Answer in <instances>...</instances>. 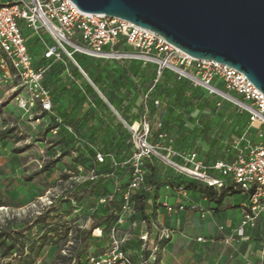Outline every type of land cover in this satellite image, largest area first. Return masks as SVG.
I'll return each mask as SVG.
<instances>
[{"label":"rangeland","instance_id":"1","mask_svg":"<svg viewBox=\"0 0 264 264\" xmlns=\"http://www.w3.org/2000/svg\"><path fill=\"white\" fill-rule=\"evenodd\" d=\"M76 58L87 73V77L83 76L82 82L72 79L73 70L78 69L66 57L53 65L55 71L49 72L46 78L47 85L54 95V114H40L35 108L24 109L21 102L22 99H26L24 90L18 80L5 76L0 63V232L2 233L0 264H72L77 252L81 250L83 232L91 228L95 218L103 214L104 209L98 200L101 196L98 192L95 194L94 189L97 186L116 188L114 183L122 176L133 173L132 163L127 165L120 163L133 157L136 152L135 143L127 126L124 123L117 124L113 130L108 125L114 119L118 121V115L112 117L110 102L123 104L124 99L119 93V88L130 87L132 63L92 60L80 54H76ZM3 59L5 56L0 52V61ZM139 65V63L135 65L133 73L139 69ZM117 74H120L119 77ZM144 75L149 78L143 81L138 90H150L154 95L144 104L148 120L154 125L158 123L156 118H153L158 108L162 111L165 108L175 109L176 113L170 123L175 122L179 125L172 133L176 136L179 134L180 140L186 142L192 149L197 147L196 142L200 137L209 145L216 140L210 148V155L216 158H228L240 138L249 139L254 134V131H251L254 129L247 123L246 114L229 101L209 95L189 81L183 83L173 75L164 76L160 80L161 84L160 82L156 84V74H153L151 67L144 70ZM97 77L99 81L104 78L102 84L98 85L101 89L99 91L93 87L94 79ZM118 83L120 86L117 85ZM89 89L93 92H88ZM85 94L88 98L87 102L83 103V111L75 113L77 115L71 118L73 114L68 111L77 107V101L78 104L82 103L85 99L81 98ZM161 94L163 103L160 102L158 105L156 100ZM96 99H99V102ZM91 108L97 113L92 111L91 114L84 116ZM200 109H208L209 114L200 116ZM100 121H103L106 128H109L110 133L113 132L114 135L104 133L105 127L103 131L102 127L95 125ZM89 123L95 125L91 132L96 137L91 141L86 138L88 128H82ZM232 127L233 131L223 143L224 136ZM115 135L117 141L112 143V136ZM120 135L123 136V143L119 142ZM154 140L156 136L152 130L151 142ZM154 142L156 144V141ZM241 144V147H244V144ZM98 153L104 156V163L96 161L95 155ZM149 161L150 164L145 163L143 169L146 180L148 179L150 183L147 184L145 181L142 189L146 192L154 187L156 195V185H158L156 161L168 169L171 167L155 159ZM172 171L175 173L174 170ZM93 172L100 174L98 179L100 182L97 185L87 181ZM109 178L112 180L107 182ZM183 180L184 178H181L179 182ZM87 182L94 184L93 189H88L90 183ZM190 189L195 206L204 204L205 208L200 207L210 214L212 205L207 193L211 190L202 183L192 185ZM72 199L78 201L77 209L73 206ZM225 199L233 208L249 203L241 193L227 195ZM214 203L217 205L216 202ZM163 208L166 209L165 205ZM197 213L200 212L193 211V217H197ZM152 220L149 214L135 209L134 215L120 225V236L131 234L130 227L133 223L143 224L145 221L151 225ZM196 221L197 219L194 220ZM101 230L103 237H97L99 232H92L86 248L92 249L96 256L103 255L110 243L107 237L110 229L102 227ZM185 231L183 230L182 233L184 234ZM5 233L18 236L25 245L23 251H19L17 247V251L5 258L3 245ZM253 235L251 241L255 242L260 252L264 249V225L258 222L253 229ZM211 239L217 241L218 237L211 236ZM7 244H10V241ZM161 245L162 243L154 256L156 260L154 264H161V255H158ZM190 264L205 263L201 258ZM260 264H264V259Z\"/></svg>","mask_w":264,"mask_h":264},{"label":"built area","instance_id":"2","mask_svg":"<svg viewBox=\"0 0 264 264\" xmlns=\"http://www.w3.org/2000/svg\"><path fill=\"white\" fill-rule=\"evenodd\" d=\"M26 30L37 37L39 46L45 50L43 59L47 63L41 66L35 64ZM0 52L5 56L1 61L5 76L18 80L25 92L22 107L35 108L40 114L53 113L52 94L45 84L52 63L63 61L66 57L87 77L75 60V55L80 54L107 62H139L144 66H154L156 84L166 73H171L178 80L189 81L207 94L234 104L248 115L249 125L255 130L257 142H249L246 152H241L230 162L206 164L196 152H174L152 143V125L146 114L132 125L124 122L136 146L132 159L125 163H132L133 173L116 184L115 194L121 196V207L114 209L117 222L110 229V243L105 253L91 256L90 264H154L160 244L173 237L172 229L157 228L150 257H142L141 261L135 262L133 254L126 248L131 235L120 236V225L135 213L134 196L145 184L143 167L147 160L161 161L188 180L202 183L220 193H241L249 200L243 205L241 227L225 239L226 243L235 238L244 239L248 227L255 228L258 220L264 221V94L243 73L213 61L194 59L157 33L128 21L84 13L71 0H0ZM93 87L99 91L94 84ZM150 92L146 94L145 102ZM69 130L72 132L71 128ZM96 159L100 163L105 162L101 153L96 155ZM98 179L99 176L93 172L87 181L97 182ZM123 184H126L124 188ZM176 193L182 201L177 206L165 204L168 212L197 210L202 218L209 214L204 208L191 205L184 185L177 187ZM114 200V195H107L99 199V204L109 206ZM71 201L77 209L78 201ZM143 225L148 230L147 222L144 221ZM135 226L133 223L132 227ZM97 232V237L102 238L103 230H94V233ZM139 239L144 248H150L151 234L148 231L143 232Z\"/></svg>","mask_w":264,"mask_h":264},{"label":"crops","instance_id":"3","mask_svg":"<svg viewBox=\"0 0 264 264\" xmlns=\"http://www.w3.org/2000/svg\"><path fill=\"white\" fill-rule=\"evenodd\" d=\"M26 31V36L29 37V45L31 47L29 48L30 54L34 57L35 64L41 66L47 63L43 59L45 50L39 46L37 37L33 35L30 30ZM137 63L139 62L132 63L131 66L132 78H130L131 82H129L130 87L126 88L121 86L119 88V93L123 96L124 99L123 104H112L109 101L110 107H113L114 110L117 112L116 113L111 110L112 117H115V115L119 116L118 121L114 119L110 123H108L110 128L113 130H115L114 126H117V124H123L124 122H126L128 125H131L139 122L140 118L147 111V109L144 107V104L146 103L145 96L150 92V90L139 91L138 87L142 85L145 79L149 78V76L144 75V70L151 67L153 69V74H156V69L154 66H144L139 63V69L133 73V70L136 68L135 65ZM73 71L74 77H72V79L76 82H82L84 78L79 74V70ZM119 75L120 74H117L118 77ZM166 75L173 74L166 73L164 76ZM103 80L104 78L101 79V81ZM182 82L184 83L185 81ZM99 84H102V82ZM117 85L120 86L119 83ZM98 89L101 90L99 87ZM89 91L90 93L93 92V90L91 89H89L88 92ZM101 93L105 98H107L104 95L103 91H101ZM52 96L53 108L55 111L54 95L52 94ZM152 97H154V95L151 91L149 98L151 99ZM87 98L88 95L85 94V96H82L81 98L85 99L82 103L78 104L79 101H77V107L75 109L70 111L67 110L68 113L72 112L73 116L71 118H74V116L77 115L75 113H80V111H83L82 106L83 103L87 102ZM97 102H99V99L97 100ZM160 102L161 104L163 103L162 94L156 100V103L158 105L160 104ZM92 106L94 105L92 104ZM160 109L161 108H158L153 115V118H156V121H158V123H155L154 125L150 122L152 125L153 133H155L156 136V140H154L156 141V145H159L163 148H167L174 152L186 154L196 152L200 157L203 158L206 164H211L217 161L230 162L234 160L241 152L247 151L249 147V142H257L255 130H251L254 131L252 137L249 139H246L245 137L240 138V141L237 143L236 146H234V151L232 152L230 157L216 158L214 155H210V148L212 147L213 143H216V140L212 141L209 145L205 141H203L202 137H200L199 140L196 142L197 147L195 149H192L188 146L186 142L180 140L179 134H177L176 136L172 133L173 131H176L175 127L179 125L175 122L170 123L171 118H173L174 114L176 113L175 109L165 108V110L163 111ZM92 111L94 110L91 108L84 116H86L87 114H91ZM94 113L97 112L94 111ZM109 113L111 114V112ZM199 113L200 116L208 115L209 110L200 109ZM246 116L247 123L249 125V117L248 115ZM154 121L155 120H153V122ZM95 125H99L100 127H102L103 131L104 127L106 128V124L103 121L97 122ZM95 125L94 123H89L88 126L83 125L84 127H82L84 129L88 128L86 138L88 140L90 139V141L94 139V137H96L93 136V133L91 132V129H93V126ZM106 129L104 133H106ZM232 131L233 127L230 128L228 133L224 136L223 143L227 141ZM110 135H114L113 132H111ZM117 135L112 136V139H114L113 137H116L115 141H117ZM119 139L123 141V136L120 135ZM154 141L152 142L155 143ZM241 143L244 144V147H241ZM112 176H114L113 173ZM179 177V174L173 173L171 169H168L166 166H163L162 164H159L156 161V182H158V185H156V195L153 191L155 189H150L153 191V193L146 209V213L149 214L153 220L150 222L151 225H149L148 230H146L143 224L134 223L136 225L135 227H132L131 225V240L126 245V248L130 250L133 254L134 261L139 262V259L143 257V251L145 249L143 246V242H141L139 239L140 235L145 231H148L151 234V242L149 244L150 248L145 249L146 254L144 253L145 258L148 259L151 255V248H153L155 244L153 240L155 238L157 228L165 227L172 229L174 231V234L168 242H163L161 245V250L158 253V255H161L162 258L160 260L161 264H165V261L167 262V264H190L193 263L194 260H200L201 258H203L205 264H260V262L264 259V249L259 252L255 242L251 241V239L254 237V228L248 227L246 229V236L244 239L235 238L233 241H229L228 243H226L225 241L226 238H228L231 234H233L241 227L244 216L243 205L233 208V206L231 207L227 204L226 199L221 205H216L214 202H211L210 204L212 206H210V214H208L205 218H202V215L200 213L196 214L197 217H193V211L169 213L166 211L165 208H163L165 204L177 206L178 203L182 201L179 199L176 193V184L177 182H179ZM184 179L187 178L184 177ZM162 184L163 186L161 187ZM187 194L191 205H196L193 197L190 195L191 192L187 191ZM200 206H203L204 208L206 207L204 206V204ZM196 219L197 221L194 222V220ZM258 222H260L262 226L264 225V221L262 219L258 220L257 223ZM220 228H223V230H221ZM183 230H186L185 233L187 234H183ZM211 236L213 238L218 237V240L214 241V239H211ZM199 239H202V241H199Z\"/></svg>","mask_w":264,"mask_h":264},{"label":"water","instance_id":"4","mask_svg":"<svg viewBox=\"0 0 264 264\" xmlns=\"http://www.w3.org/2000/svg\"><path fill=\"white\" fill-rule=\"evenodd\" d=\"M128 21L188 56L243 73L264 94V0H71Z\"/></svg>","mask_w":264,"mask_h":264},{"label":"trees","instance_id":"5","mask_svg":"<svg viewBox=\"0 0 264 264\" xmlns=\"http://www.w3.org/2000/svg\"><path fill=\"white\" fill-rule=\"evenodd\" d=\"M29 47H30V45H29ZM75 60L84 69V67L81 65V63L77 60L76 55H75ZM54 64H56V63H52L51 64V68H50V70L46 74L45 84H46V78L48 76V73L51 72V71L52 72L55 71V68H53V65ZM84 71H85V69H84ZM155 73H156V70H155ZM79 74L83 77V74H81L80 71H79ZM98 79H99L98 77L94 79V85L96 87H98V85L100 83ZM46 86L48 87L47 84H46ZM48 88L50 89L51 94H53L51 88L50 87H48ZM52 101H53V96H52ZM52 114H54V108H53V113ZM106 133H110L109 128L106 129ZM113 138L114 139H112V141H113L112 143L115 142V138L116 137H113ZM119 142L120 143H123L124 141L119 140ZM119 147H120V145H119ZM96 155H95V158H96ZM131 159H132V157H130L129 159H126V160H122L120 163L121 164H125L128 161H130ZM96 161H97V159H96ZM145 163L150 164V161L147 160ZM96 173H97L98 176L100 175V174H98V172H96ZM125 178H127V175L126 176H122L119 181H117L116 183H114V185H116L118 182H121V181L125 180ZM181 178H184V177L183 176H180L179 177V180H181ZM110 180H112V178H109L106 181L107 182H110ZM99 182H100V180L97 181V182H93V183H95V185H97V184H99ZM87 183H90V182H87ZM93 183H90V187L88 186V189L89 188L90 189H93L92 188V186H94ZM146 183L149 184L150 181L148 182V179H147L146 180ZM198 183L199 182H195V181H191V180L184 179L182 182L181 181L180 182H177L176 185H177V187L184 185L185 188H186V190L191 192L190 187L192 185H195V184H198ZM125 186H126V184H123V188ZM153 188H152V190H153ZM207 188L211 190L210 192L207 193V198L211 202H216L218 205H221L223 203V201L225 200V197L227 195H230L227 192H221L220 193V192L216 191L213 188H209V187H207ZM114 189L115 188H112V189L109 188L108 189L107 187H100V186H97V188L94 189V193L95 194L98 192L99 193V196H101V197L102 196H107V195H114L115 196V200L109 206H102V208L104 209L102 216H99V218H95V221L92 224L91 228H89L88 230H86V231L83 232V236L81 238L82 239V247H81V250H79L77 252L75 258L73 259L72 264H90L89 263L90 257L91 256H96L95 252L92 249H89V250L86 249L88 247V241H89V238L92 235V232H94V230H96L98 228L102 229V227H105V228L107 227V229H111L116 224L118 217L114 214V209H119L121 207V196L115 194ZM153 191L152 192H149V191L144 192V190L142 189L140 192H138L134 196L135 209L138 212L146 213L147 205H148V202L150 201V198H151V195H152ZM99 199H100V197H98V200ZM109 232H110V230H109ZM108 235H109V233H108ZM108 235H107V237H108ZM1 237H2V233L0 232V238ZM8 241H10V244H7ZM3 245L5 247L4 248L5 249L4 250L5 251V253H4L5 258L8 257L9 255H11L13 252L17 251V247H19V251H23V249L25 247L24 243H22L20 241V239H19L18 236H16L15 234H9V233H5L4 234V237H3ZM20 255H23V254H20ZM61 259H66V258L65 257H61Z\"/></svg>","mask_w":264,"mask_h":264}]
</instances>
